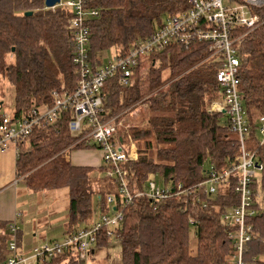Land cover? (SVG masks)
<instances>
[{"label":"trees","instance_id":"16d2710c","mask_svg":"<svg viewBox=\"0 0 264 264\" xmlns=\"http://www.w3.org/2000/svg\"><path fill=\"white\" fill-rule=\"evenodd\" d=\"M190 7L191 0H87L86 9L98 13L84 24L91 63L105 66L104 56L110 52L126 57L138 42L147 41L166 25L170 16ZM28 12L32 15L27 16ZM254 13L259 25L248 34L238 32L245 34L238 56L240 93L249 121L247 146L263 164L252 189L262 199L250 220L254 233L244 260L245 264H264V145H260L259 130L264 117V7ZM71 17L61 9H46L45 0H0V90L4 82L14 88L18 119L32 105L52 106L54 92L76 90L75 41L66 27ZM208 48L198 41L188 46L170 43L162 52L141 57L128 85L120 82L121 69L105 83L103 121L116 118L120 122L125 114L149 104L146 113L131 119L132 126H120L117 131L119 143L127 150L131 143L137 144V160L118 166L126 174L132 195L144 191L154 175L164 185L191 189L196 202L185 195L162 201L135 198L125 209L122 226L111 237L102 234L89 257L96 249L108 247L113 238L121 246V264H229L235 257L224 217L240 203L235 190L238 174L229 177L228 185L217 186L212 196L205 193L206 186H200L212 173L220 174L241 161L239 138L228 115L211 107L221 97L217 73L222 62L209 60ZM3 108L0 95V123ZM73 118L71 110H64L56 123L34 130L16 153V181H22L30 192L68 191L63 237L94 224L96 211L101 217L121 207L117 177L107 176L111 166L103 163L100 148L84 139L86 132L70 131ZM76 151L98 152L101 165L73 164L70 155ZM110 196L116 197L115 205L109 204ZM191 217L196 225L189 223ZM10 223L0 220V264L8 256ZM43 264L81 263L70 253Z\"/></svg>","mask_w":264,"mask_h":264},{"label":"built area","instance_id":"2783aa9c","mask_svg":"<svg viewBox=\"0 0 264 264\" xmlns=\"http://www.w3.org/2000/svg\"><path fill=\"white\" fill-rule=\"evenodd\" d=\"M86 2L87 0H60L52 8L45 6L46 9H61L72 14V17L67 19L66 27L74 35L75 41L74 62L79 77L76 90L73 93L54 92L52 106L32 105L20 119L15 113L11 116L4 115L0 123V150L5 151L15 146L18 152L19 144L34 130L45 124L56 123L64 110H71L74 118L69 124L70 131L74 134L86 132L84 139L100 148L103 163L111 166L107 176L117 177L121 207L102 215L100 220L91 226L63 237L60 241L34 246L31 254H27L19 245L18 221L22 215L17 213L8 226V256L3 264H43L70 253L76 254L79 262L84 264L99 237L102 234L111 237L122 226L125 209L135 198L147 197L151 201H162L185 195L191 200L194 199L192 190L185 189L181 184L173 186L172 183H166L164 187H158L152 181L144 191L132 195L127 186L126 174L118 166L122 162L136 161L137 148L131 143L127 150L125 145L119 143L117 131L122 126L121 121L118 122L116 118L103 121L102 90L105 83L115 77L119 69L122 71L120 82L122 85H128L132 68L141 57L162 52L170 43L188 46L195 41L208 45L209 60L216 59L222 62V68L217 73L221 97L213 102L211 107L212 110L219 109L228 115L241 148V161L238 166L224 170L220 174L212 173L211 178L200 186H206L205 193L212 196L216 193L217 186L228 185L226 181L237 172L238 184L235 190L240 195V203L228 210L224 221L229 227L228 237L236 249L235 257L229 264H245L244 255L254 233L250 220L257 215L262 199V194L254 192L252 185L258 173L263 170V164L260 163L257 154L250 151L247 146L249 121L240 93L241 61L238 56L245 34L238 32L246 31L248 34L256 29L260 18L254 11L264 7V0H191V7L187 12L170 16L166 25L147 41L138 42L129 55L120 58L115 54L105 66H94L87 54L88 37L84 24L88 18L98 13L86 9ZM106 57L108 56L105 55L104 58ZM259 130L263 135L260 145H264V117L260 118ZM17 183L18 181L13 186ZM108 202L115 205L116 197L110 196ZM203 207L206 208L207 204ZM189 223L196 225L192 217Z\"/></svg>","mask_w":264,"mask_h":264},{"label":"rangeland","instance_id":"374dc122","mask_svg":"<svg viewBox=\"0 0 264 264\" xmlns=\"http://www.w3.org/2000/svg\"><path fill=\"white\" fill-rule=\"evenodd\" d=\"M105 59H103V62L107 65L110 60L113 59V52H110ZM100 56H98L99 58ZM97 59V58H96ZM166 75V74H165ZM0 95L2 96V100L4 102V108L3 113L6 116H11L15 111V90L14 88L8 83L4 82L3 86H1ZM149 107V104H142L134 111H131L127 114H125L121 118L122 122V129H127L130 126H132L131 119L136 118L138 119L142 113L147 112V108ZM219 112V109L216 110ZM261 137V135H260ZM262 139V137H261ZM136 148H137V144ZM16 147L12 146L8 150L2 151L0 150V203L4 206H14L16 202L18 203V208L20 210H23L27 214H32L34 216L38 215L39 217L37 219L42 220L46 217L45 213H47L48 210L49 214L51 212L58 213L55 215V219L52 221L58 222L55 224V226H58L60 222H63L65 219V211L67 209V200L61 195V197L57 200L56 197H54L52 194H46L47 197L54 198L56 200L57 206L53 203L47 204L45 201L46 196L42 194H38L37 196L30 197V192L26 188L25 184L19 180V183L16 186H13L16 182L17 176H16ZM208 166V165H206ZM152 182L156 183L158 187H164L163 180L159 176H152L151 178ZM97 201H95L96 204ZM10 208V207H9ZM33 217L25 219V222L18 221V226L22 232H27L25 225L26 221L32 220ZM99 213L96 211V214L93 218L94 221H98L99 219ZM36 219V220H37ZM48 219V216L46 217ZM53 223V222H51ZM25 224V225H24ZM84 226V225H83ZM50 227V226H48ZM47 227V228H48ZM61 227V226H60ZM60 227L57 228L56 231H51L50 229L47 230V233L49 234V237L47 238V241H42L40 243H36V245H32L31 247H27L26 245H23L26 250L27 254L32 253V249L34 246H39L41 244H44L46 242H49L50 236H59L60 233ZM122 261V250L120 243L117 239L113 238L111 244L106 248H100L96 249V252L94 256L88 257L84 264H121Z\"/></svg>","mask_w":264,"mask_h":264},{"label":"crops","instance_id":"0c3cea01","mask_svg":"<svg viewBox=\"0 0 264 264\" xmlns=\"http://www.w3.org/2000/svg\"><path fill=\"white\" fill-rule=\"evenodd\" d=\"M70 160L72 161L73 164L75 165H80V166H92V167H98L99 165H101V157L99 156L98 152L96 151H76L73 152L70 155ZM29 191V190H28ZM30 192V191H29ZM30 197L33 196H37L38 194H35L33 192H30ZM42 195L46 194H52L54 197L57 198V200L61 197V195H63V197L65 198V200H67V202H69L68 200V191L66 189H62L59 191H55V192H51V193H40ZM17 198H16V202L14 206H4L3 204L0 203V220L5 221L7 223H10L11 221L14 220L15 215L17 213H21V218L20 221L25 222V219L28 218H32V220L26 221V231L27 232H22L21 230L19 231V245L21 247V249H25L23 247V245H26L27 247H31L32 245H36V243H40L43 240L47 241V238L49 237V234L47 233V230H51V231H56L58 227H60V233L59 236H50L49 238V242L53 241V240H57V239H61L64 236L65 230H66V226H67V209H68V203H67V209L65 211V219L63 222H60L58 226H55V224H57L58 222H54L52 220L55 219V215H57L58 213L55 212H51V214H49V211H47V213H45V216H48V219H46V217L42 220L41 219H37L39 216L38 215H34L32 216V214H27L26 212H24L23 210H20L18 208V203H17ZM45 201L47 202V204H56V200L54 198H50L46 196ZM10 207V208H9ZM100 218V217H99ZM37 219V220H36ZM53 222V223H51ZM96 222V221H94ZM50 226V227H48ZM48 227V228H47ZM42 239V241L40 240ZM26 251V250H25Z\"/></svg>","mask_w":264,"mask_h":264},{"label":"water","instance_id":"95a60500","mask_svg":"<svg viewBox=\"0 0 264 264\" xmlns=\"http://www.w3.org/2000/svg\"><path fill=\"white\" fill-rule=\"evenodd\" d=\"M59 2H60V0H45V6L47 8H52L55 5H57ZM26 15L27 16H31L32 15V12H28V13H26Z\"/></svg>","mask_w":264,"mask_h":264}]
</instances>
